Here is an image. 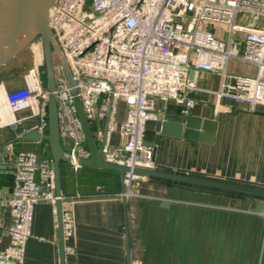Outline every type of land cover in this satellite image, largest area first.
I'll return each instance as SVG.
<instances>
[{
  "label": "built area",
  "instance_id": "obj_1",
  "mask_svg": "<svg viewBox=\"0 0 264 264\" xmlns=\"http://www.w3.org/2000/svg\"><path fill=\"white\" fill-rule=\"evenodd\" d=\"M262 22L264 0H54L47 24L75 88L72 94L62 75L52 90L60 142L70 156L69 163L78 167L79 158L89 157L74 104L79 98L97 139L105 133L104 160L129 169L123 173L125 190L118 195L155 198L141 190L147 177L132 171L135 167L156 168L154 148L143 145L147 121L158 119L155 110L160 103L164 108L194 105L185 98L187 90H201L188 76L191 68L221 76L219 88L207 91L214 93L217 102L232 99L249 107L264 105ZM208 26L218 27L226 39ZM32 44L37 53L34 65L23 78L24 86L5 94L4 104L9 113L28 109L38 119L25 133L36 130L45 134L49 91L40 80L44 55L40 43ZM230 58L255 65L254 75L228 74ZM118 101L126 106L119 122ZM114 132L118 139L112 143ZM12 166L11 223L8 243L0 249V264H23L33 208L49 202L55 213L58 199L50 156L22 150ZM61 215L65 241L73 234V220L68 212Z\"/></svg>",
  "mask_w": 264,
  "mask_h": 264
},
{
  "label": "crops",
  "instance_id": "obj_2",
  "mask_svg": "<svg viewBox=\"0 0 264 264\" xmlns=\"http://www.w3.org/2000/svg\"><path fill=\"white\" fill-rule=\"evenodd\" d=\"M36 56L29 44L0 66V249L8 243L16 153L31 149L49 156L46 141L22 139V131L38 119L28 109L9 113L4 104L6 93L24 86ZM230 61L228 74L247 75L231 71ZM188 76L201 90H187L185 98L214 104V129L200 131L196 140L159 135L153 155L156 169L264 189V105L217 102L207 91L219 88L218 73L191 68ZM125 109L118 101L117 122L124 119ZM14 120V125H6ZM117 139L113 133L112 143ZM60 181L66 199L62 212L73 220V234L64 241V264H264V213L248 210L260 198L147 176L141 190L155 198H128L124 213L121 199L106 198L121 192L117 171L62 162ZM199 212L207 217L196 218ZM32 216L23 264H59L52 205L37 204Z\"/></svg>",
  "mask_w": 264,
  "mask_h": 264
},
{
  "label": "water",
  "instance_id": "obj_3",
  "mask_svg": "<svg viewBox=\"0 0 264 264\" xmlns=\"http://www.w3.org/2000/svg\"><path fill=\"white\" fill-rule=\"evenodd\" d=\"M54 0H0V66L8 62L12 57L20 53L32 41L41 44L43 48L44 63H45V78L46 87L49 91L47 104V132L40 134L36 130L22 131L23 140H32L34 142H45L48 145V154L52 160L54 169L55 196L58 198L55 202L57 215V229L59 232L57 246L59 249V264H64V241L62 232V203L66 201L61 197V181H60V163L70 162V156L66 154L61 146L60 135L58 131V114L56 106V97L52 93L55 86L54 80V63L52 55L61 65L63 75L67 81L72 94L75 93L74 80L61 54L60 46H57L55 38L47 24L48 9ZM74 104L78 113L81 129L84 132L86 147L89 150L88 158H79L77 164L86 165L93 168H103L107 170H115L118 172L121 180V193L124 192L123 173L129 171L128 167L109 163L104 160L103 144L105 133L101 140H98L91 129L85 113H83L79 98H75ZM214 104L204 105L196 103L192 107H187L183 103L179 107L170 105L164 108V104L160 103L155 114L158 116L156 120H148L147 126L153 129H147L144 136L152 137L153 141L144 140L143 145L156 148V139L159 135L163 136H182L187 139L196 140L200 131L211 129L214 124L212 122L214 114ZM133 172L145 177L156 179H166L178 183H185L194 186H201L211 189H220L228 192H237L247 196L260 198L255 201L254 205L248 210L254 213H264V189L255 187H247L236 183H228L219 180H211L202 177H194L186 174H176L169 171H161L156 168H139L132 169ZM119 198L122 200L124 213L126 212V197L114 195L106 198ZM97 197H89L87 199H96ZM167 201L161 203L165 206Z\"/></svg>",
  "mask_w": 264,
  "mask_h": 264
},
{
  "label": "rangeland",
  "instance_id": "obj_4",
  "mask_svg": "<svg viewBox=\"0 0 264 264\" xmlns=\"http://www.w3.org/2000/svg\"><path fill=\"white\" fill-rule=\"evenodd\" d=\"M257 24H259L260 22H256ZM261 24H264V22H262ZM208 30L209 31H212L214 33H216L217 36H220L221 39H226V36L224 35H221V31L218 29V27H215V26H208ZM36 41H32L30 43V45L32 43H35ZM33 45V44H32ZM40 48L41 47V44H38ZM42 51H43V48H42ZM44 58V56H43ZM229 60H232L230 61V69L231 71H233L234 73H238V74H247V75H250V76H253L255 71H256V67L255 65L249 63V62H242L236 58H230ZM52 62L54 63V80H55V84H56V78L57 77H60L63 75V71H62V68L61 66L59 65V63L57 62L56 58L54 57V55H52ZM58 66V68H56ZM42 73H41V76H40V80H41V84L43 87H46V78H45V63H44V59H43V66H42ZM116 133V132H114ZM115 137V136H114ZM115 138H113L114 140ZM44 143V142H43ZM199 217H207V213H196V218H199Z\"/></svg>",
  "mask_w": 264,
  "mask_h": 264
},
{
  "label": "bare ground",
  "instance_id": "obj_5",
  "mask_svg": "<svg viewBox=\"0 0 264 264\" xmlns=\"http://www.w3.org/2000/svg\"><path fill=\"white\" fill-rule=\"evenodd\" d=\"M48 12V11H47Z\"/></svg>",
  "mask_w": 264,
  "mask_h": 264
}]
</instances>
